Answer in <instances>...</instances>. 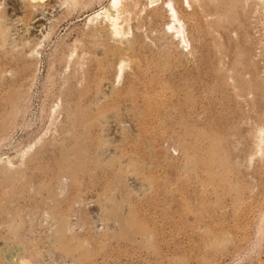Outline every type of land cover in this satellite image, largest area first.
<instances>
[{
  "label": "rangeland",
  "instance_id": "obj_1",
  "mask_svg": "<svg viewBox=\"0 0 264 264\" xmlns=\"http://www.w3.org/2000/svg\"><path fill=\"white\" fill-rule=\"evenodd\" d=\"M111 1L0 0V264H264V0Z\"/></svg>",
  "mask_w": 264,
  "mask_h": 264
},
{
  "label": "bare ground",
  "instance_id": "obj_2",
  "mask_svg": "<svg viewBox=\"0 0 264 264\" xmlns=\"http://www.w3.org/2000/svg\"><path fill=\"white\" fill-rule=\"evenodd\" d=\"M121 3H122V0H112L111 1V6L113 7V8H118L120 5H121ZM35 6V5H34ZM58 7V6H57ZM170 8H171V12H173V15H174V17L176 18V12L177 11H175V9L174 8H172L171 7V5H170ZM50 12V11H49ZM100 14V13H99ZM107 14V13H106ZM108 15V14H107ZM106 15V16H107ZM97 16V15H96ZM99 16V15H98ZM36 17V16H35ZM108 18H110L109 16H107ZM96 18V17H95ZM176 19H178V18H176ZM35 24H36V28H40V27H42V25H44V24H42V18H39V15H38V17H36L35 18ZM177 21H179V20H177ZM45 23V22H44ZM47 24V23H46ZM116 27H117V25H116ZM34 28H35V26H34ZM179 28H181V26H179ZM173 29H176L175 27H173ZM177 30V29H176ZM180 30V29H179ZM181 30H182V28H181ZM180 30V31H181ZM35 31V30H34ZM180 31H178L179 33H181ZM38 32V31H37Z\"/></svg>",
  "mask_w": 264,
  "mask_h": 264
}]
</instances>
